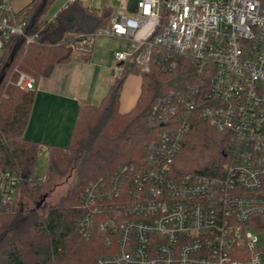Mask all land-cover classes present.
<instances>
[{"label":"built area","instance_id":"built-area-1","mask_svg":"<svg viewBox=\"0 0 264 264\" xmlns=\"http://www.w3.org/2000/svg\"><path fill=\"white\" fill-rule=\"evenodd\" d=\"M75 0H68L63 8ZM0 0V59L12 37L27 35L26 13ZM96 37L119 39L118 79L134 67L171 73L177 56L200 66L202 78L175 103L155 108L162 118L185 108L230 137L227 161L211 175H179L175 159L188 127L163 130L141 167L124 165L90 183L77 227L88 240L105 232L106 253L94 264H261L258 219H264V0H139L112 14L92 37L72 45L84 54ZM16 86L36 81L20 72ZM20 178L0 171V203H14Z\"/></svg>","mask_w":264,"mask_h":264},{"label":"trees","instance_id":"trees-1","mask_svg":"<svg viewBox=\"0 0 264 264\" xmlns=\"http://www.w3.org/2000/svg\"><path fill=\"white\" fill-rule=\"evenodd\" d=\"M53 2L33 0L20 12L26 13V33L35 36V42L26 45L24 38L12 37L0 59V171L18 175V191L25 187L30 197H38V190L53 175L70 177L75 172L76 183L42 219L34 211H17L16 200L11 205L0 203V264H94L106 253L105 232L95 228L86 240L77 227L84 213L86 187L114 176L124 165L143 166L148 148L158 142L163 130L188 127L175 159L179 175H211L227 161L231 149L228 135L215 131L185 108L165 119L155 110L164 103H175L203 77L200 66L185 56L175 58L177 66L171 73L154 66L150 73L142 74L132 67L115 79L99 104H81L68 145L26 139L36 89L17 87L19 73L30 75L36 84L50 78L57 66L72 61L71 46L82 40L81 36L92 37L113 14L107 7L97 14L75 0L46 20L45 12ZM92 50L93 45L83 57H89ZM130 73L141 77L140 94L129 111H121L123 87ZM42 147L48 152L44 177L36 175ZM256 230L263 235L264 250V219H258Z\"/></svg>","mask_w":264,"mask_h":264},{"label":"crops","instance_id":"crops-1","mask_svg":"<svg viewBox=\"0 0 264 264\" xmlns=\"http://www.w3.org/2000/svg\"><path fill=\"white\" fill-rule=\"evenodd\" d=\"M32 1L20 12L24 11ZM133 4L129 5L128 9ZM91 55L87 58L82 54L73 55L70 63L57 66L50 78H43L36 84L35 102L24 134L26 139L43 142L46 145H67L80 105L94 104L96 88L90 83L87 84L90 79H94L90 71V62H88ZM127 70H129L128 67ZM114 82L115 79H112L105 90L109 91ZM69 84H71V90L68 93L67 86ZM140 88L141 79L138 92L134 91L127 95H123L122 92L121 111H129L135 105ZM41 150H47V147H42Z\"/></svg>","mask_w":264,"mask_h":264},{"label":"rangeland","instance_id":"rangeland-1","mask_svg":"<svg viewBox=\"0 0 264 264\" xmlns=\"http://www.w3.org/2000/svg\"><path fill=\"white\" fill-rule=\"evenodd\" d=\"M31 0H10V7L14 13H19ZM68 0H54V2L48 7L45 12L44 19L51 20L61 9L64 7ZM83 4L90 10L101 14L105 7L111 8L113 14L124 13L128 10V6L137 2L138 0H81ZM129 50L128 45L119 39L96 37L93 43V51L91 59L88 61L91 65L92 77L87 84L95 87V100L94 104L97 105L108 93L105 90L108 83L114 78L113 64L116 53L127 52ZM74 55H81L80 52H75ZM129 71V70H128ZM140 75L137 73H130L127 75V80L124 85V94L132 92H138L140 86ZM71 90V84L67 86V92ZM104 90V91H103ZM103 91V92H102ZM123 97V96H122ZM123 106V105H122ZM124 110V108H123ZM69 142H67L68 145ZM48 167V152L47 150H41L38 156V166L36 169V175L44 177L47 173ZM76 183V173L72 172L70 177H60L53 175L49 182L38 190V197H30L25 187L20 188L16 196V209L28 213L34 211L39 219L46 216L50 208L58 205L60 199L65 196L68 191ZM45 194H49L47 200L42 204L40 208H36L37 203L41 200V197ZM259 245L263 243V235L258 234ZM261 264H264V252L260 256Z\"/></svg>","mask_w":264,"mask_h":264},{"label":"water","instance_id":"water-1","mask_svg":"<svg viewBox=\"0 0 264 264\" xmlns=\"http://www.w3.org/2000/svg\"><path fill=\"white\" fill-rule=\"evenodd\" d=\"M49 197V194H45L42 196L41 200L37 203L36 208H40L42 206V204L47 200V198Z\"/></svg>","mask_w":264,"mask_h":264}]
</instances>
